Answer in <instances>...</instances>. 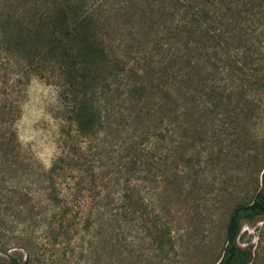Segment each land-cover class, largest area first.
I'll return each mask as SVG.
<instances>
[{
  "label": "rangeland",
  "instance_id": "obj_1",
  "mask_svg": "<svg viewBox=\"0 0 264 264\" xmlns=\"http://www.w3.org/2000/svg\"><path fill=\"white\" fill-rule=\"evenodd\" d=\"M41 2L0 0V264H214L231 209L264 188V89L239 119L164 129L116 108L129 61L112 34L96 80L65 72L68 38L41 48ZM91 105L81 136L67 109ZM237 243L264 264V214L241 220Z\"/></svg>",
  "mask_w": 264,
  "mask_h": 264
},
{
  "label": "trees",
  "instance_id": "obj_2",
  "mask_svg": "<svg viewBox=\"0 0 264 264\" xmlns=\"http://www.w3.org/2000/svg\"><path fill=\"white\" fill-rule=\"evenodd\" d=\"M43 9L49 11L38 17L45 29L41 48L51 55L63 39L76 43L73 51L61 46L62 60L80 63L74 67L70 60L66 73L72 68L77 76L90 73L96 80L101 65L111 64L104 37H116L129 61L126 81L130 77L116 108L125 104L132 115L142 110L164 129L239 119L238 110L244 115L249 110L251 91L264 89V0H50ZM98 106L67 109L79 135L93 132ZM139 135L147 141L155 132ZM263 214L264 188L231 209L214 264H249L251 251L237 243L240 222Z\"/></svg>",
  "mask_w": 264,
  "mask_h": 264
}]
</instances>
